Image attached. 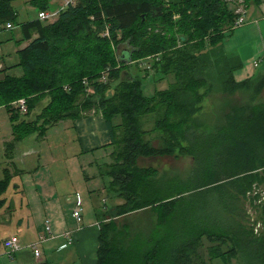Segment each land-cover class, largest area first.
Masks as SVG:
<instances>
[{
    "label": "trees",
    "instance_id": "16d2710c",
    "mask_svg": "<svg viewBox=\"0 0 264 264\" xmlns=\"http://www.w3.org/2000/svg\"><path fill=\"white\" fill-rule=\"evenodd\" d=\"M14 1L0 0V23L16 22ZM179 2L182 7L177 11L182 17L176 24L177 33L169 37L153 35L151 31L157 21L173 27V10L163 0H80L63 9L53 24L39 17L21 23L24 39L30 42L19 51L18 65L24 74H7L0 80V105H6L10 111L16 132L15 141L7 145L10 148L32 133L41 136L50 127L80 117L84 111L103 109L113 144L118 146L111 153L107 168H101L100 173L110 178L107 191L124 203L109 211L101 222L98 264H206L202 252L205 240L212 243L211 255L223 257L227 263L237 260L239 264H264V102L257 101L264 89V76L241 82L240 88L250 91L248 98L252 96L255 101L249 99L232 109L233 115L228 116L219 131L196 133L190 132L192 128L175 129L171 120L183 114L176 112L178 106L193 108L194 102L203 98L200 90L205 79L195 75L200 56L227 40L229 30L238 29L234 24L239 17H234L224 0ZM34 5L41 12L49 9L47 0H34ZM90 16L104 28L108 24L113 35L121 32L124 40L131 43L123 57L129 55L136 60L150 53L158 59L161 56L157 70L165 77L173 72V86L152 101L153 97L144 95L139 82L122 80V68H117L107 84L89 79L95 92L83 98L82 91L85 94L87 86L74 80L84 76L89 67L83 66L89 64L90 48L80 50L82 35L87 37V45L103 41L92 32ZM121 62L124 66L127 61ZM62 83H71L70 93L63 91ZM179 91L183 99L177 98ZM192 94L199 99H190ZM23 96L29 108L27 114L47 97L50 101L34 121L16 124L11 104ZM67 97L71 101H85L80 107L58 109L59 104L69 101ZM157 106L165 108L160 122L165 136L161 147L145 140L137 124L138 115L153 112ZM117 116L122 118L124 127L123 141L119 143L113 124ZM182 119L186 120V116ZM175 150L195 160L186 180L162 178L153 168L138 166L140 158L170 155ZM11 180L8 173L0 181V194L8 189ZM143 210L150 215L148 229L137 227L136 219H129ZM155 213L156 220L152 221ZM120 217L129 220L120 223Z\"/></svg>",
    "mask_w": 264,
    "mask_h": 264
},
{
    "label": "rangeland",
    "instance_id": "374dc122",
    "mask_svg": "<svg viewBox=\"0 0 264 264\" xmlns=\"http://www.w3.org/2000/svg\"><path fill=\"white\" fill-rule=\"evenodd\" d=\"M94 1L96 3L101 2V0ZM163 1L167 8L173 10L174 16L172 17L171 25L173 27L164 26L161 22L157 21L155 25L151 27V31L153 35L161 34L162 36L169 37L178 31V26L176 24L181 20L180 17L182 16L179 14L177 9H180L182 6L179 0ZM263 1L264 0H261V2L257 3V0H224L227 4V8L234 14V17L235 15H238V11L241 9L243 10L242 13L246 12V23L238 29H232V32L229 30L230 33L227 40L225 38L224 41L218 43L214 50H211L208 53H202L200 56L201 58L197 62L195 75L198 79H205L206 83L200 90V94L203 95V98L200 97V100L196 101L199 97L197 94H192L190 95V99L193 98L192 100L196 101L194 102L196 105L193 108L190 105H186L185 107L182 105L178 106L176 112H182L183 114L176 115L171 120L173 127L176 126L175 129L188 131L192 128V131L190 132L196 133H211L219 131L222 126L226 124L228 116L230 114L233 115V110L241 107L242 104L247 102V100H251L252 96L248 98L250 91L240 88L242 86L241 82L262 79V76H264V59L263 64L260 63V61H257L258 66H254V73L248 74V76L246 75L247 78H243L244 76H242L241 79H239L238 76H235V71H238L239 69L247 70L249 66H253L254 62H249V59H247V61H243L240 55V50L242 49L241 46L245 43L241 39L243 38V32L241 33V30H243L246 26H254L255 19L259 18L261 14H264V11H261L260 7ZM47 3L49 6L48 11L55 12L56 15L54 16V19L44 20L43 22L53 24L59 20L60 13L63 8L65 9L67 7H65V0H47ZM78 3H80V0H75V4L73 6ZM13 7L18 14V18L15 22V29H3L0 32V58L6 65L4 70H1L2 67H0V80L7 76V74L18 77L24 74L22 67L16 66L20 63V55L17 51V45L19 44V41H23L24 38L20 24L37 19L40 11V8L37 5H34V0H16L13 3ZM91 7L92 6H87L88 9ZM250 15L253 16V19H251ZM91 17L94 16H90V20L92 22V25H90L91 30L97 37L100 36L103 41L101 43L96 42L87 45V37L85 34L82 35V41L80 42V46H82V48H80V50L84 51L87 46L90 48L88 53L89 64H85L83 66H89L91 68L88 67L84 76L75 78L74 80H77L78 83L82 81L81 85H84V87L86 86L84 84L85 82H90L89 79L93 81L97 80L98 77H101L108 68H110L109 70H113L114 68L116 69L123 66V64L119 63V57L122 56L125 50L131 49V43L128 40H124V36L121 32H117L116 35L111 33V38H105L104 34L106 28H104L103 24L100 22L95 21V19L92 20ZM106 26L109 25L107 24ZM251 35L256 37V31H251L249 36ZM154 56L155 55L150 53L145 56L142 55L138 58L136 57L134 58L136 60H133V63L124 64L120 70L122 80L139 82L140 87L143 88L144 95L149 98L153 97V99H151L152 101L159 98L158 96L161 95L163 91L171 88L175 82V75L173 72L167 74L165 77L162 72L157 70L156 66H158L159 60L161 61L162 57L160 56V59H152ZM175 65L176 64H174V66ZM224 74L226 75V77H224L226 79L223 78ZM60 86L63 91L65 90L67 93H70L71 83H62ZM244 87L245 89L248 88V86ZM92 91L88 92L85 90L84 94L83 90L82 97L85 99L88 98L87 95L94 94L95 89L93 92ZM176 96L177 98L179 97V99H183L184 97L182 95V91L176 93ZM254 97L257 98V95ZM23 99H26V97H19L11 104V107L13 108V116H16V124L26 121L32 122L37 117V115L35 117L34 112L30 114H22L19 111L18 103ZM85 99L80 102L76 101V99L73 101L69 99L68 102L59 104V107L57 108L59 109L63 106L71 108H73V106L80 107L84 104L83 102ZM47 100L50 99L47 97ZM251 101L255 100L252 98ZM257 101L264 102V89L261 91ZM42 102L39 106L42 105ZM147 106L148 105H145L144 109H146ZM43 110L44 107L40 109V112H43ZM92 111L95 112V114H101L105 117L103 109L96 107L92 109ZM164 112L165 108L157 106L155 111L143 113L137 116V124L142 132L143 138L153 143L156 147L164 146L163 140L165 136L162 132V127H160L161 119L165 115ZM47 115H49V113H47ZM184 116H186V120L182 119ZM121 123L122 118L120 116H117L113 121L117 143L123 141L124 127ZM71 124L72 122L70 119H67V121L62 122L57 127L52 128L48 134L45 132L38 138V133H32L27 136L23 142L29 145L34 141V153H37L38 150L42 161L43 170L40 171L39 176L49 177L52 181L55 179L63 181L69 177L68 167H72L71 169L73 170L75 177L73 178V188L72 185L68 183L70 188H72L73 191L84 190L88 192L87 188L89 186L94 189L101 187L105 184V182H109L107 177L102 178L100 176V172L101 168L103 170L107 168L106 164L111 161L112 156L109 157L110 149L106 147L99 150H91L89 152L77 154L80 153L76 150V146L78 144L67 142L69 140L68 127L71 126ZM11 128L12 122L9 117V110L6 105L2 104L0 105V130L3 131V135H7L11 132ZM184 145L187 146V143L184 142ZM117 146V144H114L112 152L116 150ZM31 157L36 160V155L32 154ZM138 166L142 168H153L156 170L157 175L162 178L170 180L172 178L186 180L195 166V160L192 156L182 155L179 150H175L174 153L170 155L140 158L138 160ZM87 178L89 179L87 180ZM103 192H105V189H103ZM74 194H76V192H74ZM97 195L96 199L92 200V204L94 207L99 208L101 201L103 207V196L100 200L99 195ZM101 195H104V197L109 199V205H114V203L117 202V199L109 197L107 192ZM95 202L98 203L97 206H95ZM88 211V208L85 209L86 214H88ZM145 212L146 211L143 210L132 214L129 218L130 221H134L136 219L135 224L137 223V227H144V229H148L150 226V215ZM252 214L253 218L256 219V214L253 210ZM155 217L156 213L152 214L151 220H156ZM124 218L120 217V223L126 220ZM211 246L212 243L205 240L202 252L204 254L206 264H239L237 260L227 263L223 257H214L209 251Z\"/></svg>",
    "mask_w": 264,
    "mask_h": 264
},
{
    "label": "crops",
    "instance_id": "0c3cea01",
    "mask_svg": "<svg viewBox=\"0 0 264 264\" xmlns=\"http://www.w3.org/2000/svg\"><path fill=\"white\" fill-rule=\"evenodd\" d=\"M260 7L261 11H264V1ZM250 17L253 19L252 15ZM7 24L6 22L0 23V32L7 29ZM13 25L14 28L8 30H14L16 25L15 23ZM251 31H256L257 36H249ZM242 32L243 38L241 39L245 43L241 46L240 55L243 61L249 59V62L254 63L247 70L235 71V76H238L239 79L254 73L255 62L260 61L263 64L264 14L255 19L254 26H246L241 30ZM29 43L23 38V41H19L17 45V51L27 47ZM5 66L0 58L1 70H4ZM49 101L46 98L42 105L34 110L35 116ZM9 117L12 122L11 132L3 135V131L0 130V181L4 180L8 173L12 176L8 189L0 194V264H98L101 222L105 220L109 211L124 203V200L110 194L106 189V182L101 187L94 189L89 186L88 192L84 190L73 191L75 175L72 167H68L69 177L63 181L56 179L52 181L49 177L39 176L43 168L38 150L37 153H34V141L29 145L26 144L23 142L26 136L16 144L10 145V148L8 147L7 143H13L16 137L10 111ZM65 121L67 119L49 128L46 131L47 134L52 128ZM70 121L72 124L68 127L69 140L67 142L78 144L76 150L80 153L77 154L106 147L110 149L109 157L111 156L114 144L104 115L95 114L92 110H88L82 112L80 117L72 118ZM23 134L24 132L18 137L21 138ZM37 136L38 138L41 137L40 135ZM32 154L36 155V160L31 157ZM53 160L55 161L54 158ZM100 176L102 177L101 173ZM109 180L110 178H108ZM68 183L72 185V188ZM100 192L101 194L107 192L109 197L116 198L117 202L114 205H109V199L101 195ZM97 194L100 200L103 196V207L101 201L99 208L92 204V200L96 199ZM78 201L84 209V223L81 227L72 216ZM97 204L95 202V206ZM87 208L88 214L85 213ZM47 220L51 224L52 234L50 239L41 245L42 255L37 258L31 245L44 231V224ZM14 236L18 238L21 249L13 257H10L5 241Z\"/></svg>",
    "mask_w": 264,
    "mask_h": 264
},
{
    "label": "built area",
    "instance_id": "2783aa9c",
    "mask_svg": "<svg viewBox=\"0 0 264 264\" xmlns=\"http://www.w3.org/2000/svg\"><path fill=\"white\" fill-rule=\"evenodd\" d=\"M65 4H66V7L73 6L75 4V0H65ZM242 11H243L242 9L238 11L239 17L235 21L234 28H239V27L243 26L246 23V20H247V17H246V14H245L246 12L242 13ZM55 15H56L55 12L46 10V11H42V12L39 13V18L41 20H43V21L44 20H50V19H54ZM92 19H94V17H92ZM6 28L7 29H12V28H14V25L12 23H8ZM104 36H106L108 38H111V31H110L109 26H106V31H105ZM155 57L156 56L152 57V59L155 58ZM158 58L159 57H157V59ZM133 62H134L133 60L131 62L127 61V62H125V64L133 63ZM119 63L122 64L121 60H119ZM255 66H258L257 62H255ZM121 67L122 66H120L118 68H121ZM109 69L110 68H108L102 74L101 77H98L97 81L99 83L107 84L109 82V80H110V76H111L112 72L114 70H116L117 68L116 69L114 68L113 70H109ZM84 84L87 86L86 91L91 92L92 89L94 91V87L92 86V84L90 82H88V83L85 82ZM18 108H19V111L22 114H27L28 113V109H29L28 108V104H27V100L23 99V100L19 101ZM83 211H84V209H83L80 201H78L76 208L72 212V216L74 217V219L76 220L78 225H80V227L83 226V223H84V220H83L84 213H83ZM51 234H52L51 224L47 220L45 222V224H44V231L39 234L37 241L34 242L31 245V248L34 250V254H35V256L37 258H39L42 255L41 245L44 242H46L48 239H50V235ZM5 246L9 250L8 254H9L10 257H13V255L16 254L21 249L20 245L18 244V238L16 236L11 237L10 239L6 240L5 241Z\"/></svg>",
    "mask_w": 264,
    "mask_h": 264
},
{
    "label": "water",
    "instance_id": "95a60500",
    "mask_svg": "<svg viewBox=\"0 0 264 264\" xmlns=\"http://www.w3.org/2000/svg\"><path fill=\"white\" fill-rule=\"evenodd\" d=\"M121 60H123V61H128V62H131L132 61V59L130 58V56L128 55V56H125V57H122V59Z\"/></svg>",
    "mask_w": 264,
    "mask_h": 264
},
{
    "label": "bare ground",
    "instance_id": "6f19581e",
    "mask_svg": "<svg viewBox=\"0 0 264 264\" xmlns=\"http://www.w3.org/2000/svg\"><path fill=\"white\" fill-rule=\"evenodd\" d=\"M245 1V0H244ZM77 3V2H76ZM242 6V5H241ZM66 7V6H65ZM57 12V11H56Z\"/></svg>",
    "mask_w": 264,
    "mask_h": 264
}]
</instances>
